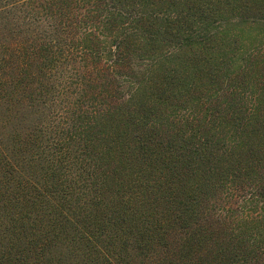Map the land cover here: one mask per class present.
I'll return each mask as SVG.
<instances>
[{
	"label": "trees",
	"instance_id": "16d2710c",
	"mask_svg": "<svg viewBox=\"0 0 264 264\" xmlns=\"http://www.w3.org/2000/svg\"><path fill=\"white\" fill-rule=\"evenodd\" d=\"M0 264H264V0H0Z\"/></svg>",
	"mask_w": 264,
	"mask_h": 264
}]
</instances>
